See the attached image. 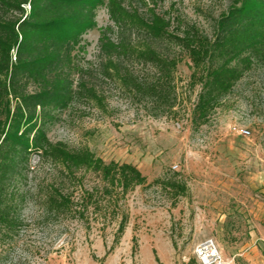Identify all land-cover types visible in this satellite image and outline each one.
I'll return each mask as SVG.
<instances>
[{"label": "rangeland", "instance_id": "1", "mask_svg": "<svg viewBox=\"0 0 264 264\" xmlns=\"http://www.w3.org/2000/svg\"><path fill=\"white\" fill-rule=\"evenodd\" d=\"M145 1L125 3L141 13L153 7L165 14L173 32L194 26L209 37L232 2ZM96 20L74 52L78 69L72 77L95 87L100 99L82 94L67 108L53 110L45 128L52 141L89 148L106 162L137 165L148 183L125 197L96 193L93 201L104 203L96 212L91 207L81 217L75 212L54 215L43 202L53 184L77 201L82 190L104 183L94 172L61 173L33 155L26 175L16 183L26 195L24 222L15 235L0 230V264H204L196 248L207 238L215 240L229 264H264V63L237 82L207 124L196 127L191 118L200 85H190L194 69L186 54L168 40L153 41L159 51L178 54L182 61L168 101L152 99L122 84L118 76L104 74L100 38L105 31L115 38L118 28L105 6ZM132 38L147 39L136 31ZM120 61L137 76L157 77L154 66L133 56ZM174 97L177 104L171 109ZM170 176L188 186V193L174 202L170 189L153 183ZM116 198L120 207L107 205ZM124 213L128 223L118 236Z\"/></svg>", "mask_w": 264, "mask_h": 264}, {"label": "trees", "instance_id": "2", "mask_svg": "<svg viewBox=\"0 0 264 264\" xmlns=\"http://www.w3.org/2000/svg\"><path fill=\"white\" fill-rule=\"evenodd\" d=\"M125 2L0 0V230L5 235H15L23 225L26 195L16 183L26 175L33 155L59 167L61 173L94 172L104 183L100 188L82 190L77 201L53 184L43 202L45 210L54 215L75 212L81 217L91 207L96 212L104 204L93 201L96 193L125 197L135 187L148 183L137 165L106 162L89 148L73 149L64 141H52L45 128L53 110L67 108L82 94L100 99L95 87L83 80L76 83L72 74L78 69L74 52L87 31L96 25L101 6L108 9L118 28L115 38L109 31L100 38L104 74L118 76L122 84L142 95L168 101L170 89L174 88V71L182 56H167L153 44L168 40L192 63L190 85H200L191 118L196 127L207 124L237 82L257 64L264 63V0H232L216 19L213 37L194 26L173 32L172 20L165 14L153 7L141 13ZM108 29L113 30L111 26ZM133 31L147 39L136 41ZM123 56L151 64L157 77L142 78L128 68L124 70L120 61ZM31 86L35 89L30 90ZM176 104L174 97L169 107L173 109ZM153 183L170 189L173 202L188 193L187 183L177 176L157 178ZM112 203L120 207L117 198L107 200V205ZM127 223L124 213L118 236Z\"/></svg>", "mask_w": 264, "mask_h": 264}, {"label": "built area", "instance_id": "3", "mask_svg": "<svg viewBox=\"0 0 264 264\" xmlns=\"http://www.w3.org/2000/svg\"><path fill=\"white\" fill-rule=\"evenodd\" d=\"M243 131L245 134H249L248 130ZM196 254L204 264H229L219 250L217 243L212 238H207L202 241L196 248Z\"/></svg>", "mask_w": 264, "mask_h": 264}]
</instances>
